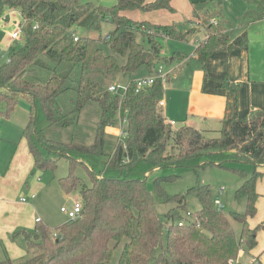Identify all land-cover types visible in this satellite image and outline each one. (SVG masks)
<instances>
[{
	"label": "trees",
	"instance_id": "obj_1",
	"mask_svg": "<svg viewBox=\"0 0 264 264\" xmlns=\"http://www.w3.org/2000/svg\"><path fill=\"white\" fill-rule=\"evenodd\" d=\"M249 3H256L257 10L244 17L245 27L249 16L250 20L264 18V0ZM220 4L221 0L212 4L214 8L206 2L192 4L193 19L203 23L208 33L194 54L203 65L218 50L245 48L249 43L247 31L230 39ZM6 10L18 11L23 21L21 41H13L9 61L0 66V104L6 106L0 118H10L20 103L27 104L30 119L23 137L36 169L53 168L57 158L67 159L70 176L59 180L65 193L81 186L74 175L77 165L85 166L91 179V186L81 189L82 217L54 232L41 223L34 231H20L27 255L18 264H112L118 251L117 264H242L241 251L253 252L258 246L257 232L264 230V223L254 230L249 225L258 213L261 195L257 184L264 176L259 170L264 165V111L234 120L228 134L209 137L191 126L167 122L159 106L165 91L161 80L139 93L132 83L123 97L109 91L116 75L133 73L140 67L153 75L159 65L169 66L175 59L186 58L181 53L163 57L162 41L163 35L175 41L191 40L198 30H185L190 21L183 26L160 25L126 15L162 10L174 14L172 0H118L111 8L94 7L81 0H0V15ZM209 20V25H204ZM104 23L114 26L104 43L116 56L98 46L101 39L79 33L100 30ZM35 67L43 72L45 81L41 76L38 80L36 72L33 80L27 78ZM66 93L74 95L67 112L59 102ZM91 103L97 106L98 127L90 144L50 136L55 130L78 127L83 109ZM118 115L126 122L127 149L119 138L114 143L106 134ZM126 159L130 163H125ZM228 163L254 165L250 175L243 168L233 169L243 179L235 198L247 203L244 214L232 216L243 227L240 238L223 210L215 205L209 186L189 191L199 199L201 210L183 217L185 196L164 193L163 185L174 181L172 177L154 181L163 203L176 204L163 220L144 180L151 171L210 165L227 168ZM261 257H255L259 264H263ZM0 264L15 263L7 259Z\"/></svg>",
	"mask_w": 264,
	"mask_h": 264
},
{
	"label": "crops",
	"instance_id": "obj_2",
	"mask_svg": "<svg viewBox=\"0 0 264 264\" xmlns=\"http://www.w3.org/2000/svg\"><path fill=\"white\" fill-rule=\"evenodd\" d=\"M218 1L172 0V5L176 9L175 16L174 14L167 15L163 19L180 20L182 13H184L187 20L194 23L196 20L192 17L193 3L206 2L210 7ZM221 1L222 4L220 5L223 8L222 18L229 28L231 40L241 36L245 31L248 33V29L254 30L257 26H259L256 31L257 37L264 40V18L250 20V16L247 18L249 21L247 26L245 27L246 24L244 23L241 24L240 27L242 28L238 30V35L232 37L231 24L229 23L231 20L228 17L229 12H226L225 9V2L228 0ZM237 1L240 4L238 7L241 13L240 19H244L251 10H257V7H255L256 3L250 5L249 0ZM9 11L12 10H6L4 15ZM156 12H152V14H166L165 12L168 11ZM17 24L18 22H15V26ZM201 35L202 38L199 37L201 39L199 41L203 42L206 37L200 33ZM191 41L193 40L178 42L188 46L192 44L190 45L192 48L190 51L189 48H185L187 46L180 45L181 43L174 46L175 52L173 54L181 53L185 55L186 58L184 60L178 61L175 59L168 67L165 66L166 71L176 72L171 77L175 81L173 80V83L171 84L170 82L168 85V87H171H169L170 92L164 87L163 99L165 100V107H167V114L172 118V120H168L167 114L164 112L165 107L162 108L167 122H175L176 126H191L205 132L209 137H218L221 132L225 134L230 132L234 120L245 119L256 111H264V62L261 60L259 63H254L251 48L249 49L247 46L231 51L218 50L210 56L206 65H203L194 56L198 43L195 45V42ZM12 43L13 40L11 38ZM169 58H172V56ZM226 78L229 83L226 82ZM235 85L237 87L236 92L232 91V87L236 88ZM167 98H169L168 103L166 102ZM23 108L29 111L30 119V107L24 103ZM2 119L8 120L9 118L1 117L0 120ZM3 129L6 130L1 124L0 163L3 161L6 144H13L15 141L5 136ZM24 129L22 131V139L24 138ZM34 170H36L34 159L29 151L27 142L11 155L7 167L0 166V262L7 259L13 260L17 255L20 257L27 254L25 237L20 234V231L23 229L34 231L37 227L38 219H40L41 224L47 227L55 225L44 202H42V194L50 188V183H43L40 178L36 179ZM259 170L264 174V165H260ZM263 184L264 176L257 184V191L260 195L264 193ZM33 196H35L34 199H32ZM23 198L27 200L25 203L21 201ZM59 225L61 226V224ZM3 255L4 258L2 257Z\"/></svg>",
	"mask_w": 264,
	"mask_h": 264
},
{
	"label": "rangeland",
	"instance_id": "obj_3",
	"mask_svg": "<svg viewBox=\"0 0 264 264\" xmlns=\"http://www.w3.org/2000/svg\"><path fill=\"white\" fill-rule=\"evenodd\" d=\"M155 0H148V2H154ZM83 4H92L94 7H104L111 8L117 5L118 0H81ZM239 1L237 0H228L225 2L226 12L228 11V17L230 18V26H231V36L235 37L238 35L239 31L242 27L241 24L244 23V19H240L241 13L239 11ZM214 8V6H212ZM230 10V11H229ZM182 12V11H180ZM157 13V12H153ZM166 14H152L149 13H141V12H131L126 15L135 20V21H147L153 24L160 25H184L187 23V17L184 13H182V18L179 19H171L166 20L163 19L167 15H173L172 13L165 12ZM179 14V12H178ZM163 15V16H162ZM175 16V14H174ZM22 15L16 11L12 10L7 12V21L2 18L0 15V66L4 65L8 62V48L11 44V35L16 30L15 22H22ZM194 21V20H193ZM191 22V21H190ZM210 20L204 23V25H209ZM263 25V24H262ZM259 26H257L254 30L248 29V37L249 43L248 48L252 49L253 61L254 63H259L261 60L264 62V40L260 37H257L256 31ZM206 27L203 26V23H198L195 21L194 23H189L188 26L185 27L187 29H197L195 35L191 36V42H195V45L199 43L202 38L200 33H202L206 39L208 37V33L205 30ZM114 29V26L109 23H104L100 30H95L92 32L88 31H79L81 35L90 36L94 39H101V42L98 43V46L104 50V52L108 55L115 53L111 50V48L104 43V39L109 34L110 31ZM140 37V35H139ZM141 38V37H140ZM179 41L165 39L162 41V54L163 57L169 58L173 56V52H175V45L180 44ZM202 42V41H201ZM180 45L187 46L185 48H189V51L192 49L189 44L184 45L181 43ZM187 51V52H189ZM190 54V52H189ZM116 56V55H115ZM120 63H124V60L118 57ZM253 63V64H254ZM165 65H163L164 67ZM168 67V66H167ZM168 70V69H167ZM37 67L31 70L27 76L29 80H33L32 74L36 72L35 77L38 78L41 76L44 79L43 72H39ZM172 74H176V72H171ZM149 75V71L146 67H140L133 73L129 74H119L114 77V82L123 86L125 89L130 87L132 83L136 80L141 79ZM39 76V77H38ZM168 79V78H167ZM174 78H171V81H166L164 83L165 89L167 88L170 92V88L168 85L173 83ZM112 81V80H111ZM175 81V80H174ZM114 83V84H115ZM124 92H120V96H123ZM74 98L73 93H66L62 95L59 99L64 111L67 112L71 109L72 99ZM170 98V97H169ZM169 98L166 99L168 103ZM24 102L20 103L13 113L11 114L8 120L2 119L0 120V125L3 124L6 130H4V135L8 138L15 140L13 144H6V151L3 153V161H1L0 166L7 167L9 160L11 159V155L20 147H23L26 144L25 139H22V131L24 127L27 125L29 120V111L23 108ZM164 108V107H163ZM6 106L4 103L0 104V111H5ZM164 112L167 114V107H165ZM174 118V117H173ZM167 119L172 120V118L167 114ZM174 120V119H173ZM126 126L125 123L122 122L121 117L118 115L116 122L113 127L106 128V134L108 139L114 143H116V139L119 138V130L121 131L122 127ZM98 127V113L97 106L94 103L88 104L81 114V119L78 124V127L68 128V129H60L55 130L50 133L55 140H61L63 142L75 141L76 143H85L90 144L93 141V137L95 134V130ZM4 138V137H3ZM173 150L168 146L167 152L171 153ZM4 160L5 163H4ZM56 167L48 168L44 170L36 169L35 178H40V181L43 183H50V188L47 192L42 194V202H44L48 213L53 218V224L49 226L51 231H55L60 225L69 222L67 215L61 213V207L67 206L65 208L72 209L76 203L83 204L81 189L82 187H90L91 179L90 174L83 165H77L74 171V175L81 180L80 188L74 190L72 193L63 192L61 185L59 183L60 179H66L70 176V163L65 158H57ZM226 167L223 168L216 165H210L203 168H174V169H166V170H154L147 175L144 180H146L147 187L149 191L153 194L156 208L158 212L161 214L163 220H165V214L167 212L176 207V204H164L163 201L159 198L158 193L155 189L154 181L159 177H172L175 179L174 181H169L163 185L164 193L170 196H185L186 200V210L181 211V215L183 217H188L189 213H196L201 210V204L199 199L192 194H189V191L192 188H196L199 186H209L211 188V196L215 201L216 199H220L222 204L224 205L223 213L230 220L234 231L238 238H240L243 227L239 222H236L233 219V214H244L246 212V200L237 201L235 198L236 191L243 183V179L239 173L233 171V169L243 168L250 175L254 169L253 165L250 164H239V163H228ZM232 168V169H231ZM231 169V170H230ZM264 185V184H263ZM41 194V192H40ZM258 200V213L257 215L249 220V225L251 229H256L260 224L264 223V193ZM40 196V195H39ZM41 199V198H40ZM41 202V201H40ZM257 241L258 246L254 249L253 252H244V255L241 256L242 264H250V259L252 256L261 255V261L264 264V230H259L257 232ZM25 252V251H24ZM121 252H117L114 258L113 263L117 264L119 261ZM27 254H24L20 257L18 255L12 261L15 264L21 262ZM4 258V255L2 256ZM3 260V259H2ZM112 263V264H113Z\"/></svg>",
	"mask_w": 264,
	"mask_h": 264
},
{
	"label": "built area",
	"instance_id": "obj_4",
	"mask_svg": "<svg viewBox=\"0 0 264 264\" xmlns=\"http://www.w3.org/2000/svg\"><path fill=\"white\" fill-rule=\"evenodd\" d=\"M2 18L6 21L7 19V15H3ZM164 39H166V37L163 35ZM11 38L13 41H21V28H20V23L17 24L16 26V31L11 35ZM9 49V48H8ZM9 61V59H8ZM171 72L166 71L165 66L163 67V65H159L158 68L156 69L155 73L153 75H148L146 77H143L141 79H138L134 82V88L136 93H139L147 88L152 87L156 81L161 80L162 83L164 84L167 81V78L170 76ZM129 90V87L127 89H125L123 86L119 85V84H113L109 87V91L113 94H119L120 92L123 91L124 95L127 94ZM165 93V91H164ZM121 96V97H123ZM160 107H165V100L162 99V101L159 103ZM123 123L126 124L125 121L122 120ZM171 123V122H169ZM172 125H176L175 122L171 123ZM123 126V125H122ZM126 138H127V131H126V126L124 128V126L122 127L120 134H119V139L120 142L123 144V148L127 149V145H126ZM125 163H130V159H126ZM35 196L32 197V199H34ZM22 202H26V199H22ZM215 205L217 206L218 210H223L224 209V205L222 204L220 199H216L215 200ZM61 212L64 213L65 215H67L69 221H75L77 219H79L80 217H82L83 215V205H81L80 203H77L74 205L73 209H67L65 207H63L61 209ZM38 223H40V219L37 220ZM55 236H57V234H55ZM244 255V251H241L240 256ZM250 264H259L257 258L255 257H251L250 259Z\"/></svg>",
	"mask_w": 264,
	"mask_h": 264
},
{
	"label": "bare ground",
	"instance_id": "obj_5",
	"mask_svg": "<svg viewBox=\"0 0 264 264\" xmlns=\"http://www.w3.org/2000/svg\"><path fill=\"white\" fill-rule=\"evenodd\" d=\"M199 44V43H198ZM116 84V83H115Z\"/></svg>",
	"mask_w": 264,
	"mask_h": 264
}]
</instances>
